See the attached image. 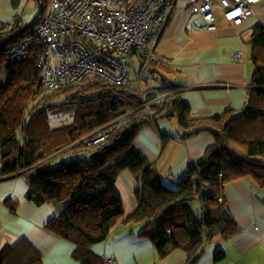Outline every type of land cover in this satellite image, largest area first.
I'll return each instance as SVG.
<instances>
[{
    "label": "trees",
    "instance_id": "16d2710c",
    "mask_svg": "<svg viewBox=\"0 0 264 264\" xmlns=\"http://www.w3.org/2000/svg\"><path fill=\"white\" fill-rule=\"evenodd\" d=\"M41 11L28 26H4L0 31V65L5 50L21 40L41 21L49 0H39ZM250 44L255 72L248 102L241 110L228 108L215 116H192L180 87L162 106L154 105L153 118L140 109L137 87L112 85L90 76L80 85L48 92L39 83L33 62L7 63L0 74V164L1 176L26 175L27 198L36 205L54 204L59 209L48 229L76 245L73 257L79 264H107L92 251L105 242L119 223L141 226L139 236L151 240L160 260L183 250L185 264H198L214 241L228 240L237 230L224 209L225 185L246 177L264 189V26L253 27ZM163 63L152 67L158 82L144 88L148 93L160 85ZM71 114L70 124L52 128L50 115ZM105 142L86 148L81 139L118 119ZM163 119H176L185 133L183 140L209 134L214 144L204 156L191 161L186 175L176 180V189L164 185L157 165L135 146V139L147 126ZM163 144L168 137L163 136ZM86 152L84 155L81 153ZM74 155L67 162L52 165L58 158ZM76 156V157H75ZM78 156V157H77ZM129 170L139 180L135 191L137 209L125 213L117 180ZM201 202L197 214L193 204ZM225 258L217 249L215 261ZM0 264H43L41 254L27 241L6 246Z\"/></svg>",
    "mask_w": 264,
    "mask_h": 264
},
{
    "label": "crops",
    "instance_id": "0c3cea01",
    "mask_svg": "<svg viewBox=\"0 0 264 264\" xmlns=\"http://www.w3.org/2000/svg\"><path fill=\"white\" fill-rule=\"evenodd\" d=\"M24 10V0H0V29L15 24L25 26ZM195 19L181 9L173 14L155 50L166 66L155 89L180 87L178 92L196 117L219 115L228 108L243 109L255 72L250 39L257 23L264 26V1L241 25L230 24L222 16L217 19L216 30L195 31L191 28ZM237 52L242 53L241 61L234 58ZM184 134L176 119H163L144 127L135 139L137 149L157 165L164 185L171 189H176V180L186 175L188 164L203 157L214 144L209 134L183 140ZM163 136L168 137L165 145ZM72 156L58 158L56 165ZM1 171L0 164V253L6 246L25 240L41 254L43 264H79L73 257L76 245L47 227L59 214L57 206L36 205L27 198L30 187L26 175L3 177ZM139 186V180L129 170H124L117 180L127 216L139 205L135 195ZM223 204L237 230L228 240L209 245L198 264H264V189L250 177L233 181L224 187ZM141 231V226L121 222L92 251L114 264L186 263V253L180 249L160 260L155 244L140 237ZM219 248L225 258L217 262Z\"/></svg>",
    "mask_w": 264,
    "mask_h": 264
},
{
    "label": "built area",
    "instance_id": "2783aa9c",
    "mask_svg": "<svg viewBox=\"0 0 264 264\" xmlns=\"http://www.w3.org/2000/svg\"><path fill=\"white\" fill-rule=\"evenodd\" d=\"M264 0H49L40 23L11 44L3 57L8 63L33 62L39 83L48 92L80 85L90 76L112 85L131 83L128 61L138 56L142 63L136 86L142 98L140 109L153 118L154 105L162 106L172 91L153 89L146 98L142 83L160 80L152 67L163 62L155 50L173 14L181 9L196 19L195 31L218 28L217 13L233 25L254 15ZM241 61L242 53L234 55ZM123 117L80 140L86 148L105 142ZM19 175V174H16ZM107 264H114L107 261Z\"/></svg>",
    "mask_w": 264,
    "mask_h": 264
},
{
    "label": "rangeland",
    "instance_id": "374dc122",
    "mask_svg": "<svg viewBox=\"0 0 264 264\" xmlns=\"http://www.w3.org/2000/svg\"><path fill=\"white\" fill-rule=\"evenodd\" d=\"M41 2L39 0H24V12H23V25L27 26L32 23V21L38 16L41 11ZM218 19H222L221 13H217ZM1 31V29H0ZM131 65H134L129 68V72L131 74V84L133 86L138 85V73L140 72L142 63L139 61L138 56L131 57L128 59ZM7 63L5 62L3 65H0V74H3L4 67H6ZM145 83H142L143 89L145 88ZM73 117L71 114L61 113V114H52L50 115V125L52 128L61 127L67 124L72 123ZM80 142V141H79ZM86 152L81 153L84 155ZM78 157V156H77ZM57 161L52 163V165H56ZM194 208L196 213H201V203L197 201L194 204Z\"/></svg>",
    "mask_w": 264,
    "mask_h": 264
},
{
    "label": "water",
    "instance_id": "95a60500",
    "mask_svg": "<svg viewBox=\"0 0 264 264\" xmlns=\"http://www.w3.org/2000/svg\"><path fill=\"white\" fill-rule=\"evenodd\" d=\"M20 175V174H19Z\"/></svg>",
    "mask_w": 264,
    "mask_h": 264
}]
</instances>
